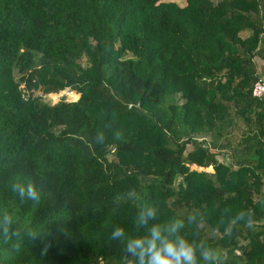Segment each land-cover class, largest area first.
Returning <instances> with one entry per match:
<instances>
[{"label":"trees","instance_id":"16d2710c","mask_svg":"<svg viewBox=\"0 0 264 264\" xmlns=\"http://www.w3.org/2000/svg\"><path fill=\"white\" fill-rule=\"evenodd\" d=\"M257 56L264 0H0V264H130L109 237L146 233L147 207L196 213L181 234L222 264H264Z\"/></svg>","mask_w":264,"mask_h":264},{"label":"clouds","instance_id":"9594fccd","mask_svg":"<svg viewBox=\"0 0 264 264\" xmlns=\"http://www.w3.org/2000/svg\"><path fill=\"white\" fill-rule=\"evenodd\" d=\"M105 138L101 135L96 140L102 144ZM10 187L21 199L26 198L35 203H39L41 199V189L32 181L15 180ZM156 218L157 209L147 207L138 215L136 221L138 228L147 229L146 233L128 235L123 227H116L111 232L109 238L124 242V250L136 258L130 261V264H219V254L210 243V239L190 240L181 234L186 222L199 223L196 213L189 214L187 221L185 218L173 216L166 224H150V221H155ZM11 225V217L4 214L2 226L6 239L9 238ZM247 226L252 227L251 223H247ZM12 234L17 233L13 231Z\"/></svg>","mask_w":264,"mask_h":264},{"label":"rangeland","instance_id":"374dc122","mask_svg":"<svg viewBox=\"0 0 264 264\" xmlns=\"http://www.w3.org/2000/svg\"><path fill=\"white\" fill-rule=\"evenodd\" d=\"M241 34H245V32H241ZM256 62L258 63L257 69H259L258 71H260L261 76H264V59H261V57H256ZM66 97L67 99H75L78 96V92H76L73 89H70L69 87H66L60 91H58L57 93L55 92H51L48 93L46 95H43V99L49 102H55L57 101L59 98L61 97ZM191 144H188V147H190Z\"/></svg>","mask_w":264,"mask_h":264},{"label":"built area","instance_id":"2783aa9c","mask_svg":"<svg viewBox=\"0 0 264 264\" xmlns=\"http://www.w3.org/2000/svg\"><path fill=\"white\" fill-rule=\"evenodd\" d=\"M251 95L255 97H262L264 95V77L261 76L254 81L251 87Z\"/></svg>","mask_w":264,"mask_h":264},{"label":"water","instance_id":"95a60500","mask_svg":"<svg viewBox=\"0 0 264 264\" xmlns=\"http://www.w3.org/2000/svg\"><path fill=\"white\" fill-rule=\"evenodd\" d=\"M219 264H222V261L221 260H219Z\"/></svg>","mask_w":264,"mask_h":264}]
</instances>
